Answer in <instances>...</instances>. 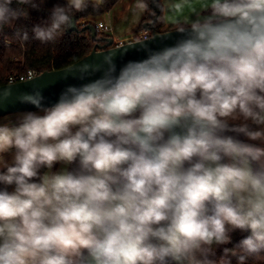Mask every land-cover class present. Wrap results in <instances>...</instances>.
<instances>
[{
  "label": "clouds",
  "instance_id": "clouds-1",
  "mask_svg": "<svg viewBox=\"0 0 264 264\" xmlns=\"http://www.w3.org/2000/svg\"><path fill=\"white\" fill-rule=\"evenodd\" d=\"M10 4L0 0V25L24 15ZM87 6H54L35 38L54 42ZM204 12L141 60L70 66L65 79L100 75L54 104L39 89L19 97L37 111L0 124V264L264 254V0H204ZM235 230L250 235L214 259Z\"/></svg>",
  "mask_w": 264,
  "mask_h": 264
},
{
  "label": "trees",
  "instance_id": "trees-1",
  "mask_svg": "<svg viewBox=\"0 0 264 264\" xmlns=\"http://www.w3.org/2000/svg\"><path fill=\"white\" fill-rule=\"evenodd\" d=\"M161 1L159 0L160 5ZM34 2L36 7L20 3V0H11L10 8L22 10L24 15L10 23L0 25V85L7 84L6 80L9 75L22 74L27 69H34L41 73L67 67L90 53L94 47L103 46L105 38H110L99 31L96 32V37L92 38L90 31L83 28L87 24L95 26L94 21L107 13L116 0H101L100 3L88 1V6L84 11L73 10L71 15L75 19L77 29L68 31L69 28H67L54 42L48 43H42L36 39L33 28L37 25L46 26L54 6H66L67 1L34 0ZM144 2L146 5L145 17L137 27L138 31L144 30L143 24L151 22L154 16L149 0H144ZM202 13L206 14L204 10ZM164 24L165 18L162 9L153 25L154 30H149V32L151 34L153 31L162 32ZM25 34L27 35L26 40L24 39ZM228 134L235 135L234 133ZM239 138L247 140L242 135ZM230 235L231 243L217 248L214 259H219L222 255L223 247L235 248V245L250 235V232L235 230ZM232 264H237L235 256L232 257ZM246 264H264V254L249 258Z\"/></svg>",
  "mask_w": 264,
  "mask_h": 264
},
{
  "label": "water",
  "instance_id": "water-1",
  "mask_svg": "<svg viewBox=\"0 0 264 264\" xmlns=\"http://www.w3.org/2000/svg\"><path fill=\"white\" fill-rule=\"evenodd\" d=\"M149 5L154 11V16L151 22L143 24V29L148 31L154 30L153 25L157 20L158 14L162 10L159 0H149ZM73 21L74 24L68 31L77 29L74 18ZM83 29L89 30L92 38L96 37L97 30L95 26L87 24ZM179 38L180 36L177 32V28L158 33L153 31L151 37L148 39L129 41L116 47L111 46L113 42L112 38H105V44L103 46L94 47L90 53L67 67L58 70L43 71L27 81L0 85V117L26 111H37L31 104L20 102L19 97L25 93H31L39 89L42 91L45 104L51 105L57 101L60 93L67 85L86 83L88 80L95 79L100 75L99 72H96L88 74L86 80L73 79L71 77L65 79L62 73L67 71L70 66H75L85 61L93 65L101 64L105 53L116 52L117 56L115 62L117 68H119L130 60L143 59L148 50H158L167 45H172ZM8 90H11L10 93L5 95Z\"/></svg>",
  "mask_w": 264,
  "mask_h": 264
},
{
  "label": "rangeland",
  "instance_id": "rangeland-1",
  "mask_svg": "<svg viewBox=\"0 0 264 264\" xmlns=\"http://www.w3.org/2000/svg\"><path fill=\"white\" fill-rule=\"evenodd\" d=\"M68 2V0H65ZM93 3H100L101 0H88ZM117 4L113 5L112 11V21L121 27V33L124 38L119 39L117 36H113L115 40H123L124 43L128 41H132L134 39V35L139 34L142 31L136 30L135 25L139 24L140 19L145 14V7H137L138 4L145 5L144 0H116ZM115 2V3H116ZM163 15L166 19V25L162 28V31L174 30L176 27L181 24L183 25L186 20L195 19L197 14H203L202 11L204 9V0H162L161 1ZM200 9V10H199ZM202 10V11H201ZM127 11V13H126ZM199 11V12H198ZM106 14V13H105ZM103 14L98 17L94 24L97 25V21H102L106 25V29L101 30L106 36L111 35V31L109 29V22L107 17ZM127 17H123V16ZM142 20V19H141ZM121 21L123 23L121 24ZM179 25V26H181ZM113 33V32H112ZM133 35V36H132ZM113 39V38H112ZM21 113L10 114L3 117H0V124L3 123H11L15 122L17 116ZM250 143L259 144V141H249ZM11 162V159H8ZM61 167L58 166L56 170ZM4 186L0 185V189Z\"/></svg>",
  "mask_w": 264,
  "mask_h": 264
},
{
  "label": "built area",
  "instance_id": "built-area-1",
  "mask_svg": "<svg viewBox=\"0 0 264 264\" xmlns=\"http://www.w3.org/2000/svg\"><path fill=\"white\" fill-rule=\"evenodd\" d=\"M95 27H96V30L99 31V32H102L101 30H104V29L107 28L101 22L97 23V25H95ZM133 37H134V39L132 41L145 40V39H148L149 37H151V33L148 30H142V32H140L137 35H134ZM123 44H124L123 40H119V39L115 40L113 38V42H112L111 46L112 47H116V46H121ZM38 74H39V72H37L34 69H27L22 74H11V75H9L7 80H6V82H7V84L23 82V81H27V80H30V79L34 78Z\"/></svg>",
  "mask_w": 264,
  "mask_h": 264
},
{
  "label": "crops",
  "instance_id": "crops-1",
  "mask_svg": "<svg viewBox=\"0 0 264 264\" xmlns=\"http://www.w3.org/2000/svg\"><path fill=\"white\" fill-rule=\"evenodd\" d=\"M117 4V2L115 3V5ZM146 6V5H145ZM200 10V9H199ZM204 10V9H203ZM112 11H113V7L105 14V16L107 17V19H108V22H109V29H110V31H111V35H109L110 36V38H114L113 36H117V38H119V39H122V38H124L123 36H125L124 34L122 35V33H121V27L119 26V25H117L116 23H114L112 20ZM202 11V10H201ZM145 12H146V9H145ZM199 12V11H198ZM126 13H127V11H126ZM123 17H127L126 15L125 16H123ZM145 17V14L142 16V18L141 19H143ZM140 19V22H139V24L141 23V20ZM99 22H101L102 24H104L102 21H97L96 23H99ZM166 19H165V24H164V27L165 26H167L166 25ZM123 23V21H121V24ZM139 24H137V25H135L136 27L137 26H139ZM105 25V24H104ZM179 25H181V24H179ZM177 26L176 28H178V27H180V26ZM106 26V25H105ZM136 30H137V28H136ZM113 32V33H112ZM133 36V35H132ZM8 159H11V157L9 156L8 157ZM58 166H60L59 164H57V165H55V167H54V171L58 168Z\"/></svg>",
  "mask_w": 264,
  "mask_h": 264
}]
</instances>
